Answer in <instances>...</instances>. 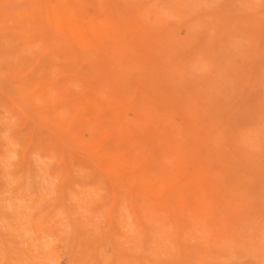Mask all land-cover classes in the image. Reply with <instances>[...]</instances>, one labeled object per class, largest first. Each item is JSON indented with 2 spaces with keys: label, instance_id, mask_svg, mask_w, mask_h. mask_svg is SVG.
Segmentation results:
<instances>
[{
  "label": "rangeland",
  "instance_id": "rangeland-1",
  "mask_svg": "<svg viewBox=\"0 0 264 264\" xmlns=\"http://www.w3.org/2000/svg\"><path fill=\"white\" fill-rule=\"evenodd\" d=\"M10 1L12 3H10ZM51 1L52 0H48L47 2L46 0V3H44L45 0H31L30 2L27 0L0 1V123L4 124L5 122V125L8 124L7 127L5 125H1V127L4 128L0 127V165L2 166L0 167V182L2 183V185L0 183V190H7L9 192L7 195V191L6 194H3L5 192H2V190L0 191V196L1 194L5 196H3L4 198L0 197V201L3 202V206L8 212L7 213L5 211V208H3L1 203L0 243L3 244H0V264H27L28 261L30 264H40L42 262L47 264V259L49 258H51L52 261L48 264H144L145 262L147 264H159L160 261V264H202L204 262L207 264H264V0H76L77 2H75V0H54L52 3ZM55 2H57L56 5H53ZM85 3H87L88 6L87 4L85 5ZM3 8L5 10H2ZM26 9H29V11L31 9V12L33 10L32 14L35 12L34 14L36 15L33 16L31 12ZM65 9L68 11L67 13L65 12ZM82 9H85V14L83 13ZM13 10L15 15L12 14L14 13ZM8 11L11 14L8 13ZM16 14H18V16H16ZM63 15L64 17H62ZM106 16L109 19H105ZM15 17L18 18L15 20ZM32 18L36 23L32 21V23L35 25L33 24L32 26L30 24V27L29 23H31ZM61 18H63V20ZM89 18L90 20H88ZM26 20L29 22H27L28 24L21 23V21L25 22ZM38 20L42 22H38ZM109 20H111L110 23ZM11 21H13V23L16 22V24H10ZM37 22L38 24L40 23V26L37 25ZM4 23H7V25ZM3 24L4 27H2ZM22 24L25 25L26 28ZM93 24L95 26L94 29ZM45 25L47 27H45ZM48 26L49 29H47ZM100 27L102 29L105 28L106 31L108 30L106 33L107 35L110 34L111 39L113 40L110 41L112 42L111 44H107L110 35L107 37L105 32ZM108 28H111L114 31L111 32V29L109 31ZM73 29H77L78 32L87 30L97 34L100 31L99 29H101L100 32L103 33V36L100 34V32V36H97L98 39L93 38L96 37L95 34L94 36L91 35L90 41H93L91 42L90 46L93 47H88V49H86L87 47H85L84 44L83 47L81 46L82 42H80L79 37L72 35L71 32ZM117 29L122 31H117ZM49 30L52 31L51 36L49 34ZM34 34H39L41 39H38L39 36L35 37ZM121 34L124 35L121 36ZM22 35H26L25 37L28 40ZM31 35L33 37L30 38ZM44 36H46V38H43ZM67 36H70V38ZM124 36L127 37L126 39L128 42ZM16 37L18 38V41L14 40ZM100 37L101 39L99 40ZM119 37V42L121 43L119 44L123 48L118 44ZM115 38L117 40L114 41ZM7 39L9 41L13 40L14 42L11 41V44H8L9 42L7 43ZM32 39L34 42H31L33 41ZM3 40H7L5 41L6 43H4ZM101 41L102 43L106 42V48L109 46V50L103 47L104 44H101ZM121 41L124 43L126 41V43H130L131 45L133 44L130 46L131 50L128 48L130 44H125L124 46V43ZM17 42H19L20 45ZM67 42L70 43L69 46ZM115 42H117L118 45ZM29 44L32 48L29 47ZM47 45L48 47L49 45L52 46L48 48ZM115 45H117V48ZM127 45L128 47L125 48ZM45 47H47L50 52L47 50V48L45 49ZM37 49L39 51H41V49L45 50L43 51L44 53L41 51L36 54V52H38ZM117 49L118 54L116 52ZM98 50L100 51V54L96 53ZM128 50L131 52L129 53ZM25 51H27V53H23ZM92 51L98 55H93L94 53ZM119 51H123V54ZM101 53L106 54H104V58L100 57ZM125 53L127 58L125 56L124 59L123 55H125ZM127 53H129V55ZM33 54L37 57H31ZM66 54H69L70 56L67 55L66 57ZM119 54L122 55L119 57ZM62 55L65 56V58H63ZM111 55L115 56V58H113ZM108 56H111V58ZM68 57L69 59H67ZM106 57H108V61L105 60ZM101 58L103 60H101ZM14 59L15 61H12ZM1 60H3V62ZM30 60H32V62ZM50 66H52L51 69ZM53 66L60 72L57 73L58 71L56 69L54 71ZM40 67L42 69L37 70L40 69ZM31 69L34 72L36 70L37 73L31 72ZM2 70H6V73L3 72L2 74ZM42 70H47V74L46 72L43 74ZM51 70L53 73L55 72V77H53L54 75H51ZM31 73L35 75L37 74L38 79H44L45 76L48 75V79H44L47 80V83L46 81L40 79V81H38L36 79L37 75L35 77V75H31ZM19 76L20 78H18ZM28 76H30V78H28ZM73 76L77 77L74 79ZM68 77L69 79H67ZM12 78L16 81H13ZM34 78L37 82H26ZM22 79H25L26 81H23L22 83ZM104 79L106 82L110 79L109 81L112 83L110 84L109 81L106 83ZM79 80H82L84 83L82 81L79 82ZM49 81L52 83V85ZM16 82L21 83L22 85L25 84L23 85V89H21L22 86H18L20 88L19 89ZM77 82L81 85V87L79 84H77ZM115 82H119L121 84L123 83L124 85L122 84V86L124 87L120 86L121 84L113 87ZM124 82H126V84ZM15 83L16 86H14ZM35 83H38V86ZM98 83L100 85H98ZM96 85L98 88L95 87ZM32 87L34 88L32 89ZM67 87H70L71 89ZM77 87L81 88L79 89L80 91ZM62 88L66 89L63 91ZM28 89H32L33 91L31 90L32 92H30ZM112 89L115 92H113L111 95L110 92L113 91ZM23 90H26V95L23 93L22 96H20ZM120 90H122L123 93L120 92ZM126 90L129 91L127 92L128 95L125 94ZM44 91H47L46 94H44ZM29 92H34V94L31 96ZM85 92L87 94H85ZM116 92H118V97L115 95ZM77 93L81 94L78 95ZM54 94L55 96H52ZM20 97L23 99H20ZM110 97H113V101H111L112 98ZM57 98H59L60 101ZM71 98L72 100H70ZM91 98H95L99 103L101 102L99 107L87 108V101ZM11 100L13 101L11 102ZM27 100L28 103L26 102ZM47 100L49 101V104L46 103L48 102ZM107 100L115 105L117 104L118 106L107 103L109 102ZM40 101H42L41 105ZM104 102L106 105H103ZM22 103L23 105H21ZM31 103H33L34 108L30 109L29 106L32 107ZM73 103L74 105H72ZM60 105L62 107H60ZM63 105H66L68 108L65 109L66 106ZM102 105L105 106V109ZM11 108L15 109V114H12L13 110ZM47 110L51 113H48ZM35 111L37 112L35 113ZM41 111H45L43 113L44 116L47 117L42 116L43 114H41ZM131 111L134 114L131 113ZM154 111L158 113L156 117V112L155 115H153ZM70 112L74 116L69 114ZM79 112L82 113L79 114ZM18 113H21L22 115L20 116ZM113 116L121 118L120 121L122 122H120L119 125L124 123L123 126H120L121 128L123 127L122 129L118 128L119 130H116L118 125L106 124L107 121ZM152 116L155 121H150ZM61 117H65L64 121H62L63 119ZM59 118L62 120H59ZM125 118H128L127 120L132 125L128 124V121ZM7 119L9 120L8 122L6 121ZM46 119L48 120V123ZM133 120H137L138 122L133 123ZM156 120L159 121V123L164 122V124H160L161 127H159V123H157ZM65 121L67 124L66 126H63V123H66ZM77 121H81V123L86 124L84 128L87 129V131H84L85 133L89 134L87 139V141H89L87 144H85L87 150L89 147H92L89 146V144H93L95 145L93 147H96L95 151L98 153V156L100 155L99 158L97 156L95 162L93 163L91 160H88V157H85L86 155H79L77 157L72 155L73 153L71 152V149H73V147L70 144H75V141L73 142L72 140H69V137L66 135V129L68 128L67 126H69L68 122H72V124L75 123L73 126H80L81 123ZM14 122L16 125L13 124ZM152 122H156V124L152 126ZM166 122L168 125L164 126ZM149 123H152L149 126L152 127L150 129L148 127ZM50 124L51 126H48ZM140 124L145 128L137 127ZM9 125L11 127H9ZM100 125H105L106 129L101 128ZM146 126L148 127L151 136L148 135V132L146 133ZM60 127H64L63 130L65 131H63ZM45 128L46 130H44ZM59 128L61 130H59ZM155 128H157V130ZM2 129L5 131V135ZM142 129L143 131H141ZM258 129L260 130L258 131ZM47 130L49 131L50 135H46L48 132ZM90 131L92 133H90ZM93 131L95 132L94 135ZM109 131L111 133H109ZM58 134H61V136ZM104 134L106 135L104 136ZM3 135L4 137H7H5L7 140L3 138ZM91 135H93L95 140H93ZM58 137L61 141L58 139ZM1 140H4V143ZM49 140L50 142H48ZM101 141H103V143ZM56 142H60L61 144ZM106 142L108 144H106ZM104 143L106 146H104ZM52 144H54V147H51L53 146ZM13 145H16V147H13ZM9 147L11 148L9 149ZM65 148L68 150L67 154L65 152L66 150H64ZM51 149H54V152ZM143 149L145 155L144 152L141 151ZM37 150H40V152H37ZM138 150H140L141 153ZM52 152L55 153L54 155L58 158L55 156L53 157ZM23 153H25V155H23ZM167 153L171 156L170 159L168 158L170 156H168ZM30 154H32L31 159L29 157ZM38 154H40V156L44 154L45 155L41 156L40 159ZM135 154H137L138 157ZM179 154L184 157L180 156ZM67 155L71 158L68 159ZM159 155H161V158ZM61 156H63L64 159ZM144 156L146 157L144 158ZM22 159L25 162H22ZM57 159L58 161H56ZM121 159L123 161L126 159L125 163H123ZM69 160H71L70 162H72V164L69 162ZM177 160H179L180 163L179 161L177 162ZM120 161L125 165H122ZM130 161L131 165H128ZM110 162L113 164L118 163L119 166H117L118 164H114V166L113 164L110 165ZM43 163H48L47 167L45 164L43 165ZM69 163L71 164V167ZM151 164L153 165L151 166ZM154 165H156V168H154ZM204 165H206L205 167H208V170L211 169L210 171L212 172L208 171L206 168L207 171H205L208 173L204 174L206 173L204 171ZM72 166L76 167L71 169ZM102 166H106V168L104 169ZM107 166L110 167V169H108ZM122 166H125L124 168L130 170V172L133 170V173H130V176L127 175L129 172L127 173V170H123L124 168ZM128 166L131 167L127 168ZM177 166H180L181 168L175 170ZM44 168L45 170L43 172L42 169ZM101 169L106 171L102 172ZM154 169L157 170L158 173ZM180 169L182 171L179 172L178 170ZM6 170L8 176L10 175V178L6 176ZM197 170L200 171L198 172ZM76 171L79 174H76ZM107 171L109 173H107ZM110 172H112L114 176ZM196 173L199 175L201 173L202 177L206 175V177L202 178V182L199 180L201 179V176L198 175L196 177ZM55 174L56 176H54ZM210 174L215 175L211 176L213 177L214 181L216 180L217 182L214 183ZM38 176L40 178H38ZM47 176V180L49 182L45 180ZM207 176L210 177L207 178ZM60 177L62 179V183L60 181ZM194 177L198 179L196 180ZM12 178V181L15 180V183L10 181ZM16 178L18 181H22L18 182ZM54 180L56 181V184H54ZM35 181L36 183H34ZM46 181L48 182L47 184ZM130 181H132V183ZM26 182L28 185H26ZM23 184H25V186H23ZM188 185L191 189L188 187ZM22 186H27L28 188L26 187V190H23V188H21ZM39 186H41V188H44V186L47 188L40 189ZM179 187L181 189H185L182 190L184 195L182 196L186 198V200L187 195H185L186 193H184V191H188L190 189V196L188 195L189 204H187V201H184L183 197H180L179 194L178 196L180 198H178L177 193L175 194L177 197H173V195H169L168 197V192H172V190L175 192L178 191L179 193ZM29 189L34 193V197L32 196L33 193L28 191ZM52 189L55 194L52 193L51 196L49 194H51ZM203 189L206 190L204 191ZM37 190L38 195L41 196L37 195ZM69 190L72 191V193L76 190L73 194L76 192L78 193L72 196ZM94 190L95 192L93 193ZM164 190L166 191L164 192ZM67 191H69L68 195ZM150 191L153 192V194H151ZM63 192L64 195H62ZM149 192L152 196H154H150ZM182 192L180 194H182ZM141 194L144 198L140 196ZM206 194H209L208 197ZM44 196L47 197L48 200L47 198L45 200ZM49 196L51 198H49ZM80 196H83V200ZM62 197H64V199ZM76 197L79 198V201ZM91 197L96 198V201ZM193 197H196L194 203ZM205 197L208 198L209 201H206ZM163 198H165V200H163ZM191 198L193 201L190 202L189 200H191ZM36 200L38 203H36ZM84 200L88 202L90 206ZM29 201H31L30 204ZM41 201L43 203H41ZM23 202L28 205L26 206L25 204H22ZM76 202L82 205L79 204L78 208V204ZM208 202L212 203L210 204L211 208ZM203 203H206L208 208L204 206ZM15 204V207L12 206ZM43 204H46V206ZM58 204H60V207H54L55 205L58 206ZM47 205L50 207V210L53 207V210L56 208L54 210L56 213L52 214L54 211H50ZM124 205L127 207L125 206V208ZM40 206L42 208L41 210H39ZM83 206L85 209H87L89 206L88 209L90 211H86ZM137 206H139V208ZM18 207L20 208V212L18 211ZM25 207L29 208L30 213L33 211L36 213H32L33 216L31 217L33 218V221L31 220L32 222L30 223L31 225L33 223V229L35 230H32L31 226L29 232L27 231L25 234L20 235L19 232H17L19 231L18 225L16 226L14 223L18 224V218L21 216L20 214L27 212ZM30 207H32L34 210ZM153 207L159 208V210ZM192 207H194V209ZM58 209L59 211L62 209V212H59ZM146 209L147 212L150 209V212L147 213L145 211ZM199 209L201 211H199ZM14 210L19 212V215L18 213L14 212ZM126 210L128 214L126 213ZM190 211L193 212L192 216ZM222 211H225L224 213H227L228 211L229 213H227L228 215L226 214L225 217V214L221 215L223 214ZM185 212H187V214ZM42 213L46 214L42 215ZM133 213L134 215H131ZM184 213L187 217L184 216ZM208 213L209 216L207 217ZM58 214L59 217H61L63 214L66 215L65 217L62 216L61 218L56 219L55 217H57ZM12 216L13 220L11 221ZM16 216H18V218L15 219ZM203 216L209 219L205 220ZM199 217H202V220ZM4 218L5 220H3ZM39 218L40 220H38ZM62 218L66 221L64 220V222ZM86 218L89 220V223ZM126 218L127 220L129 219V222L131 221V224H129ZM148 218L151 219L148 221ZM225 218L227 222L225 221ZM58 219L59 221H57ZM145 219H147V221ZM82 220L85 222L84 224ZM92 220L94 223L98 222V220L99 222L94 225L91 222ZM223 221L227 223H224V228L226 227V229L222 228V230L221 227L223 226L220 227V224V229L219 227H216L218 226V222L222 223L223 225ZM5 222L8 224L10 222L11 223L8 225ZM49 222L50 224H55V226L52 227ZM202 222H204V226ZM11 224H14L16 229L13 225L11 226ZM151 224L152 226H150ZM59 225H61V227H59ZM133 225L136 227L135 229L133 228ZM5 226L9 227L10 231ZM128 226H130V228ZM196 226L199 228L196 229ZM207 226L208 229L209 227L211 228L209 229L210 234L208 233ZM214 226L217 228L216 230ZM56 227L63 229L60 231L59 229L57 230ZM94 227L96 229H94ZM204 227L205 229H203ZM51 228L52 230H50ZM201 228L203 230H201ZM86 229L90 230L87 231ZM14 230L19 234L17 237L19 239L23 237V239L19 240L16 237V234V238L14 239ZM31 230L33 232L35 231V234ZM128 230L130 231L128 232ZM171 230H175L173 234L171 233L173 238L171 234V236H169V233L172 232ZM199 230L203 231L204 233ZM213 230H218L220 235L217 236L218 232L215 233ZM11 231L13 233H11ZM135 231L136 233H134L133 237L132 234ZM223 231H225V233ZM127 232L129 235L131 232V236L138 240V244L134 243L137 240H134L127 234ZM151 232L153 233L152 236ZM197 232L201 234V236L204 235V237L202 236L203 238L197 240L199 237H201L197 234ZM30 233L35 235V237ZM223 233L225 236H223ZM53 234H56L55 237ZM28 235H30V237ZM137 235L140 236V238ZM32 236L34 239H32ZM28 237L30 240L27 239ZM129 237L131 239H129ZM159 237H161V240L158 239ZM219 237H221L222 240ZM31 239L33 240L32 243H30ZM42 239H44L43 242ZM167 239L169 243H167ZM131 240L133 242L130 243L129 241ZM201 240H203V242ZM27 241L30 245L27 244ZM48 243L49 248H47L46 245ZM133 243L138 245V250L136 248L137 245L135 246ZM214 243H218V245H215ZM32 244L33 246H36L37 249L35 247L33 250ZM38 244L41 245L38 246ZM151 244L155 250L152 248V246L150 247ZM51 245L53 247H50ZM166 245L169 246L166 247ZM22 246L25 247L22 248ZM44 248L46 251H44ZM50 248L53 250V252L50 250ZM140 248L142 249L140 250ZM40 251L42 255H39ZM169 251L172 254H168L170 253ZM35 252H37V256H43L42 259L39 258L40 262H33L34 260H38L37 256L34 254ZM54 253L55 255H52ZM175 254H177L176 257ZM150 255H153V257H150ZM194 257L196 258L194 259ZM199 257L202 261L199 260ZM170 258L171 260L173 258V260L171 261ZM19 259L20 261H18ZM55 260H57V262ZM162 260H164L165 263ZM21 261L23 262L21 263ZM197 261L199 262L196 263Z\"/></svg>",
  "mask_w": 264,
  "mask_h": 264
},
{
  "label": "bare ground",
  "instance_id": "bare-ground-1",
  "mask_svg": "<svg viewBox=\"0 0 264 264\" xmlns=\"http://www.w3.org/2000/svg\"><path fill=\"white\" fill-rule=\"evenodd\" d=\"M0 1H1V0H0ZM27 1L30 2L31 0H27ZM53 1H54V0H52L51 3H52ZM245 1H246V0H245ZM35 2H36V1H35ZM47 2H48V0H47ZM75 2H77V1L75 0ZM247 2H248V1H247ZM4 3H5V2H4ZM10 3H12V2L10 1ZM42 3H43V2H42ZM44 3H46V0H45ZM56 3H57V2H55L53 5H56ZM83 3H84V1H83ZM243 3H244V2H243ZM13 4H16V3H13ZM39 4H40V3H39ZM61 4H62V3H61ZM86 4H87V3H85V5H86ZM90 4H91V3H90ZM44 5H45V4H44ZM57 5H58V4H57ZM243 5H244V4H243ZM30 6H31V5H30ZM34 6H35V5H34ZM87 6H88V4H87ZM62 7H64V6H62ZM27 8H28V7H27ZM30 8H31V7H30ZM247 8H248V6H247ZM62 9H63V8H62ZM85 9H86V8H85ZM85 9H84V10H85ZM250 9H251V8H250ZM2 10H5V9L3 8ZM7 10H8V9H7ZM21 10H22V9H21ZM21 10H20V11H21ZM26 10L29 11V9H26ZM82 10H83V9H82ZM82 10H81V11H82ZM84 10H83V13H84ZM0 11H1V10H0ZM86 11H88V10H86ZM246 11H247V10H246ZM248 11H249V10H248ZM252 11H253V10H252ZM13 12H14V10H13ZM17 12H18V11H17ZM29 12H31V9H30ZM29 12H28V13H29ZM32 12H33V10H32ZM32 12H31V14H32ZM63 12H64V11H63ZM65 12L67 13L68 11H66V9H65ZM8 13H10V12L8 11ZM34 13H35V12H34ZM34 13L32 14L33 16L36 15V14H34ZM58 13H59V12H58ZM10 14H11V13H10ZM12 14L15 15V12L12 13ZM29 14H30V13H29ZM56 14H57V13H56ZM60 14H62V13H60ZM84 14H85V13H84ZM32 15H31V16H32ZM104 15H105V14H104ZM16 16H18V14H16ZM55 16H56V15H55ZM102 16H103V15H102ZM13 17H14V16H13ZM38 17H39V16H38ZM52 17H53V16H52ZM62 17H64V15H63ZM84 17H85V16H84ZM93 17H94V16H93ZM17 18H18V17H17ZM17 18L15 17V20H16ZM25 18H27V17H25ZM29 18H30V17H29ZM40 18H41V17H40ZM53 18H54V17H53ZM107 18H108V17L106 16L105 19H107ZM110 18H111V16H110ZM2 19H3V18H2ZM54 19H55V18H54ZM61 19L63 20V18H61ZM108 19H109V18H108ZM111 19H112V18H111ZM170 19H171V18H170ZM5 20H6V19H5ZM11 20H12V19H11ZM15 20H14V21H15ZM21 20H22V19H21ZM88 20H90V18H89ZM102 20H103V19H102ZM9 21H10V20H9ZM32 21L34 22L33 18H32V20H31V23H29L27 20H26L25 22H22V21H21V23H26V24L29 23V26L31 27V25L33 26V24L36 23V22L32 23ZM60 21H61V20H60ZM110 21H111V20H109V23H110ZM3 22H5V21H3ZM18 22H19V21H18ZM18 22H17V23H18ZM27 22H28V23H27ZM38 22H42V21H39V20H38ZM38 22H37V25L40 24V23L38 24ZM77 22H78V21H77ZM89 22H90V21H89ZM92 22H93V21H92ZM1 23H2V22H1ZM7 23H8V22H7ZM7 23H6V24L4 23V24L7 25ZM11 23H13V21H11L10 24H11ZM54 23H55V22H54ZM104 23H105V21H104ZM4 24H3L2 27H4ZM13 24H16V22H14ZM18 24H20V23H18ZM30 24H31V25H30ZM41 24H42V23H41ZM45 24H46V23H45ZM80 24H81V23H80ZM99 24H100V23H99ZM111 24H112V23H111ZM8 25H9V24H8ZM22 25H23V24H22ZM34 25H35V24H34ZM104 25H105V24H104ZM109 25H110V24H109ZM109 25H108V26H109ZM121 25H122V24H121ZM121 25H120V26H121ZM23 26H25V25H23ZM27 26H28V25H27ZM39 26H40V25H39ZM91 26H92V25H91ZM110 26H111V25H110ZM30 27H29V28H30ZM45 27H47V26L45 25ZM94 27H95V26H94V24H93V29H94ZM97 27H98V26H97ZM25 28H26V26H25ZM36 28H37V26H36ZM100 28H101V27H100ZM27 29H28V28H27ZM47 29H49V26H48ZM95 29H96V28H95ZM101 29H102V28H101ZM101 29H99V30L101 31ZM108 29H109V28H108ZM110 29H111V28H110ZM110 29H109V31H110ZM113 29H114V28H113ZM125 29H126V27H125ZM193 29H194V28H193ZM102 30H103V31L105 32V34L107 35L106 32H107L108 30L106 31L105 28L102 29ZM43 31H47V30H43ZM49 31H50V30H49ZM93 31L96 32L95 30H93ZM100 31H99V32H100ZM103 31H102V32H103ZM112 31H114V30L111 29V32H112ZM117 31H120V30L117 29ZM121 31H122V30H121ZM121 31H120V32H121ZM51 32H52V31H50V33H49L50 36L52 35ZM53 32H54V30H53ZM97 32H98V31H97ZM99 32H98V34H97V33H92L91 31H87V30H85V31H83V32H78L77 29H73L71 33H72V35H76V37H79L80 42H82V44H81L82 47H83V44H84L85 47H87L86 49H88V47H90V48L93 47V46H90L91 42L93 41V40L90 41L91 35L94 36V34H95L96 37H93V36H92V37L98 39L97 36H100V35H99ZM125 32H127V31H125ZM125 32H124V33H125ZM4 33H5V32H4ZM10 33H11V32H10ZM30 33H31V32H30ZM55 33H56V32H55ZM13 34H14V33H13ZM41 34H42V33H41ZM44 34H45V32H44ZM44 34H43V35H44ZM53 34H54V33H53ZM96 34H97V35H96ZM100 34H102V36H103V33L100 32ZM18 35H19V34H18ZM108 35H110V34H108ZM108 35H107V37H108ZM122 35H124V34H121V36H122ZM0 36H1V35H0ZM20 36H21V35H20ZM22 36L25 37L26 35H22ZM34 36H35V37H38L39 34H38V35H35V34H34ZM48 36H49V35H48ZM57 36H58V35H57ZM62 36H63V35H62ZM65 36H66V35H65ZM89 36H90V37H89ZM112 36H113V35H112ZM125 36H126V35H125ZM125 36H124V37H125ZM31 37H33V36L31 35L30 38H31ZM67 37H68V36H67ZM67 37H66V38H67ZM115 37H116V35H115ZM16 38H17V37H16ZM16 38H15L14 40H17V41H18V38H17V39H16ZM25 38H26V37H25ZM43 38H46V36H44ZM68 38H70V36H69ZM68 38H67V39H68ZM126 38H127V37H125V39H126ZM2 39H3V38H2ZM8 39H9V38H8ZM8 39H7V40H8ZM26 39H27V38H26ZM26 39H25V40H26ZM33 39H34V38H33ZM33 39H32V40H33ZM38 39H41V37L39 36ZM100 39H101V37L99 38V40H100ZM110 39H111V35H110L109 41L107 40V41H108L107 44H109V43L111 44V43H112V42H110V41H113V40H112V39L110 40ZM122 39H123V38H122ZM125 39H124V40H125ZM7 40H5V41H7ZM27 40H28V39H27ZM42 40H43V39H42ZM51 40H52V39H51ZM102 40H103V39H102ZM115 40H117V39L115 38L114 41H115ZM119 40H120V37H119V39H118V44L120 43ZM3 41H4V40H3ZM5 41H4V43H6ZM11 41H13V40H10V41L8 40L7 43L9 42L8 44H11ZM30 41H31V40H30ZM38 41H40V40H38ZM126 41L128 42L127 39H126ZM126 41H125V43H124L123 41H121L122 43H124V46H125V44H128V45L130 44V43H126ZM13 42H14V41H13ZM22 42H23V41H22ZM31 42H34V40L31 41ZM42 42H44V41H42ZM63 42H64V41H63ZM75 42H76V41H75ZM245 42H246V41H245ZM17 43L19 44V42H17ZM23 43H25V42H23ZM38 43H39V42H38ZM46 43H47V42H46ZM105 43H106V42H105ZM105 43H102V41H101V44H104V45H105V46L103 45L104 48L107 47V46H106L107 44H105ZM115 43L117 44V42H115ZM67 44H68V46H69L70 43L67 42ZM118 44H117V45H118ZM120 44H121V43H120ZM120 44H119V45H120ZM15 45H16V44H15ZM19 45H20V44H19ZM26 45H27V44H26ZM71 45H72V43H71ZM78 45H79V44H78ZM117 45H115L116 48H117ZM122 45H123V44H122ZM128 45H127L125 48H127ZM132 45H133V44H132ZM132 45L130 44L128 48H130V46H132ZM23 46H25V45H23ZM50 46H52V45H49V47H50ZM101 46H102V45H101ZM115 46H114V47H115ZM120 46H121V45H120ZM120 46H119V47H120ZM18 47H20V46H18ZM29 47H31L30 44H29ZM47 47H48V45H47ZM47 47H45V49H46ZM49 47H48V48H49ZM58 47H59V46H58ZM61 47H62V46H61ZM63 47H64V46H63ZM85 47H84V48H85ZM103 47H102V48H103ZM111 47H112V46H111ZM121 47H122V46H121ZM26 48H27V47H26ZM31 48H32V47H31ZM37 48H38V46H37ZM48 48H47V50H49ZM64 48H65V47H64ZM66 48H67V47H66ZM68 48H69V47H68ZM94 48H95V47H94ZM122 48H123V47H122ZM19 49H20V48H19ZM22 49H23V48H22ZM28 49H29V48H28ZM35 49H36V48H35ZM45 49H41V51L43 52ZM80 49H81V48H80ZM98 49H99V48H98ZM106 49L109 50V46H108V48H106ZM113 49H114V48H113ZM118 49H119V48H118ZM118 49H117V51H116L117 54H118ZM23 50H25V49H23ZM37 50H38V49H37ZM89 50H90V49H89ZM92 50H94V49H92ZM110 50H111V49H110ZM120 50H121V48H120ZM130 50H131V48H130ZM34 51H35V50H34ZM41 51L38 50V52H36V54H38V53L41 52ZM113 51H114V50H113ZM123 51H124V50H123ZM123 51H119V52H121V53L123 54ZM128 51H129V50H128ZM20 52H21V51H20ZM31 52H32V51H31ZM31 52H30V53H31ZM49 52H50V50H49ZM71 52H72V51H71ZM92 52H93V51H92ZM99 52H100L99 50L96 51V53L100 54ZM109 52H110V51H109ZM130 52H131V51H129V53H130ZM23 53H27V51H25V52H23ZM32 53H33V52H32ZM43 53H44V52H43ZM93 53H94L93 55H98V54H95V52H93ZM110 53H111V52H110ZM129 53H127V54L129 55ZM34 54H35V53H34ZM34 54H33V56H31V55H29V56H31V57L36 56V55H34ZM104 54H105V53H103V54L101 53V56H100V57H103V58H104V57H105ZM122 54H119L118 56L120 57V55H122ZM50 55H51V54H50ZM67 55H69V54H66V57H67ZM91 55H92V54H91ZM91 55H90V58H91ZM93 55H92V57H93ZM105 55H106V54H105ZM115 55H116V54H115ZM18 56H19V55H18ZM21 56H22V55H21ZM40 56H42V55H40ZM44 56H45V55H44ZM53 56H54V55H53ZM56 56H58V55H56ZM59 56H60V55H59ZM69 56H70V55H69ZM111 56H112V55H111ZM111 56H108V57L111 58ZM125 56H126V53H125V55H123V58H124ZM26 57H27V56H26ZM36 57H37V56H36ZM47 57H48V56H47ZM50 57H51V56H50ZM62 57L65 58V56H63V55H62ZM108 57H106L107 59L105 58V60L108 61V60H109ZM112 57L115 58V56H112ZM119 57H118V58H119ZM28 58H29V57H28ZM38 58H39V56H38ZM60 58H61V57H60ZM72 58H73V57H72ZM72 58H71V60H72ZM126 58H127V56H126ZM49 59H50V58H49ZM52 59H53V58H52ZM67 59H69V57H68ZM116 59H117V58H116ZM119 59H121V58H119ZM119 59H118V60H119ZM124 59H125V58H124ZM7 60H8V59H7ZM32 60H33V59H32ZM32 60H30V61L32 62ZM62 60H63V59H62ZM65 60H66V59H65ZM91 60H92V59H91ZM98 60H99V59H98ZM101 60H103V59L101 58ZM110 60H112V59H110ZM118 60H117V61H118ZM1 61L3 62V60H1ZM12 61H15V59L12 60ZM36 61H37V60H36ZM42 61H43V60H42ZM51 61H52V60H51ZM55 61H56V60H55ZM95 61H96V60H95ZM113 61H115V60H113ZM119 61H120V60H119ZM56 62H57V61H56ZM62 62H63V61H62ZM66 62H67V61H66ZM63 63H65V62H63ZM114 63H115V62H114ZM35 64H36V62H35ZM34 66H35V65H34ZM42 66H44V65H42ZM47 67H48V66H47ZM35 68H36V67H35ZM35 68H34V69H35ZM51 68H52V66H50V69H51ZM53 68H54V71H55L56 68H55L54 66H53ZM41 69H42V68L40 67V69H37V70H41ZM44 69H46V68H44ZM48 69H49V67H48ZM56 70H57V69H56ZM42 71H43V74H44V72H46V74H47V70H46V71H45V70H42ZM57 71H58V72H57ZM57 71H56L57 73L60 72L59 70H57ZM3 72L6 73V70H5V71H4V70L1 71L2 74H3ZM31 72H34V71H32V69H31ZM35 72H36V70H35ZM35 72H34V73H35ZM50 72H52L51 75H54V73H55V72L53 73L52 70H51ZM5 73H4V75H5ZM15 73H16V72H15ZM29 73H30V72H29ZM36 73H37V72H36ZM57 73H56V75H57ZM74 73H75V72H74ZM25 74H27V73H25ZM38 74H39V73H38ZM41 74H42V72H41ZM22 75H23V74H22ZM31 75H35V74L31 73ZM36 75H37V74H36ZM36 75H35V77H36ZM74 75H75V74H74ZM23 76H25V75H23ZM39 76H42V75H39ZM47 76H48V75H46L45 78H47ZM58 76H59V75H58ZM13 77H15V76H13ZM51 77H52V76H51ZM51 77H50V78H51ZM53 77H55V75H54ZM61 77H63V76H61ZM61 77H60V78H61ZM73 77H74V76H73ZM75 77H77V76H75ZM75 77H74V79H75ZM18 78H20V76H19ZM28 78H30V76H28ZM32 78H33V77H32ZM45 78H44V79H45ZM57 78H58V77H57ZM25 79H26V78H25ZM25 79H22V83H23V81H26ZM36 79H37L38 81H40V80H44V79H42V78H41V79L39 78V79H40V80H39V79H38V75H37V78H36ZM47 79H48V78H47ZM53 79H54V78H53ZM67 79H69V77H68ZM70 79H71V77H70ZM12 80H13V78H12ZM33 80H34V81H33ZM104 80H105V79H104ZM109 80H110V79H109ZM109 80H108V81H109ZM10 81H11V80H10ZM13 81H16V80H13ZM13 81H12V82H13ZM20 81H21V79H20ZM29 81L32 82V83H33V82H37V81H35V78H34V79H31V80H28V81H26V82H29ZM44 81H46V83H47V80H44ZM54 81H56V80H54ZM81 81H82V80H79V82H81ZM108 81H107V82H108ZM18 82H19V80H18ZM26 82H25V83H26ZM49 82H50V81H49ZM57 82H58V81H57ZM70 82H71V81H70ZM75 82H76V81H75ZM82 82H83V81H82ZM101 82H102V81H101ZM101 82H100V83H101ZM105 82H106V80H105ZM107 82H106V83H107ZM9 83H11V82H9ZM16 83H17V82H16ZM16 83H15L14 86H16ZM32 83H31V84H32ZM43 83H45V82H43ZM83 83H84V82H83ZM83 83H82V84H83ZM109 83L111 84L112 82L109 81ZM113 83H114V82H113ZM116 83H117V84H116ZM124 83L126 84V82H124ZM11 84H12V83H11ZM13 84H14V83H13ZM19 84H21V83H17V87H18V86H19V87L22 86L21 89H23V85H25V84H23V85H22V84L19 85ZM35 84L38 86V83H35ZM40 84H42V83H40ZM40 84H39V85H40ZM50 84L52 85L51 82H50ZM55 84H57V83H55ZM68 84H69V83H68ZM68 84H67V85H68ZM77 84H79V83L77 82ZM110 84H109V86H110ZM118 84H121V83H119V82H115V85H113V87L116 86V85L118 86ZM122 84H123V83H122ZM122 84H121L120 86H122ZM36 85H33V86H36ZM79 85H80V84H79ZM79 85H78V86H79ZM98 85H100V84L98 83ZM123 85H124V84H123ZM44 86H45V84H44ZM120 86H119V87H120ZM19 87H18V88H19ZM63 87H66V86H63ZM80 87H81V85H80ZM87 87H88V86H87ZM87 87H86V89H87ZM95 87L98 88L97 85H96ZM105 87H106V86H105ZM122 87H124V86H122ZM122 87H121V88H122ZM28 88H29V87H28ZM33 88H34V87H32V89H33ZM47 88H48V87H47ZM50 88H51V87H50ZM67 88H70V87H67ZM77 88H78V87H77ZM83 88H84V87H83ZM88 88H89V87H88ZM126 88H127V85H126ZM19 89H20V88H19ZM19 89H18V90H19ZM29 89H30V88H29ZM29 89H28V90H29ZM32 89H31V90H32ZM45 89H46V88H45ZM48 89H49V88H48ZM52 89H53V88H52ZM65 89H66V88H64V89L62 88L63 91H64ZM70 89H71V88H70ZM79 89H81V88H78V90H79ZM93 89H94V88H93ZM93 89H92V90H93ZM95 89H96V88H95ZM28 90H27V92H28ZM31 90H29V91L32 92L33 90H32V91H31ZM34 90H35V89H34ZM38 90H39V88H38ZM41 90H43V89H41ZM53 90H54V89H53ZM97 90H98V89H97ZM105 90H106V89H105ZM108 90H109V89H108ZM112 90H113V89H112ZM127 90H128V89H127ZM127 90H126L125 94L128 95L127 92H129V91H127ZM79 91H80V90H79ZM88 91H89V90H88ZM118 91H119V89H118ZM123 91H124V90H123ZM30 92H29V94H31V96H32V94H34V92H33V93H30ZM39 92H40V91H39ZM44 92H45V91H44ZM46 92H47V91H46ZM46 92H45L44 94H46ZM113 92H115V91L113 90L112 92H110V94L112 95ZM120 92H122V90H120ZM23 93H25V95H26V90H23V92L20 94V96H22ZM42 93H43V91H42ZM54 93H55V92H54ZM82 93H83V92H82ZM117 93H118V92H116V94H115L116 97H118V96H117ZM122 93H123V92H122ZM18 94H19V93H18ZM29 94H28V95H29ZM51 94H52V93H51ZM51 94H50V96H51ZM55 94H56V93H55ZM55 94L52 95V96H55ZM77 94L79 95V94H81V93H77ZM85 94H87V93L85 92ZM104 94H105V92H104ZM119 94H121V93H119ZM119 94H118V95H119ZM42 95H43V94H42ZM100 95H101V94H100ZM105 95H106V94H105ZM123 95H124V94H123ZM87 96H88V95H87ZM113 96H114V95H113ZM16 97H17V96H16ZM38 97H39V94H38ZM42 97H43V96H42ZM56 97H58V96H56ZM60 97H61V96H60ZM60 97H59V98H60ZM72 97H73V96H72ZM75 97H77V96H75ZM78 97H79V96H78ZM104 97H105V96H104ZM121 97H122V96H121ZM17 98H18V97H17ZM21 98H22V97H20V99H21ZM36 98H37V97H36ZM54 98H55V97H54ZM59 98H57V99L59 100ZM62 98H63V97H62ZM73 98H74V97H73ZM79 98H80V97H79ZM105 98H106V97H105ZM110 98H112L111 101H113V97H110ZM22 99H23V98H22ZM43 99H44V98H43ZM52 99H53V98H52ZM114 99H115V98H114ZM116 99H117V98H116ZM13 100H14V99H13ZM13 100H11V102H12ZM35 100H36V99H35ZM53 100H54V99H53ZM55 100H56V98H55ZM60 100H61V98H60ZM60 100H59V101H60ZM62 100H63V99H62ZM64 100H67V99H64ZM70 100H72V98H71ZM14 101H15V100H14ZM44 101H46V100H44ZM47 101H48V100H47ZM107 101H109V100H107ZM107 101H106V102H107ZM26 102L28 103V100H27ZM26 102H23V103H26ZM29 102H31V101H29ZM37 102H38V101H37ZM41 102H42V101H40V105H41ZM17 103H18V102H17ZM23 103H22L21 105H23ZM44 103H45V102H44ZM46 103L49 104V101L46 102ZM51 103H52V100H51ZM51 103H50V104H51ZM55 103H56V102H55ZM59 103H60V102H59ZM87 103H88V104H87V106H88L87 108H90V107L96 108V107H99V104H100L101 102L99 103L95 98H94V99L91 98V99H89V100L87 101ZM107 103H111V102L109 101V102H107ZM13 104H14V103H13ZM19 104H20V102H19ZM31 104H32V105H31L32 107L29 106L30 109H31V108H34V107H33V103H31ZM42 104H43V103H42ZM112 104H113V103H111V105H112ZM29 105H30V104H29ZM36 105H37V104H36ZM54 105H56V104H54ZM57 105H58V103H57ZM66 105H67V104H66ZM66 105H63V106H66ZM72 105H74V103H73ZM83 105H84V104H83ZM103 105H106L105 102H104ZM103 105H102V106H103ZM109 105H110V104H109ZM109 105H108V106H109ZM113 105H114V106H118L117 104H116V105L113 104ZM124 105H125V104H124ZM126 105H127V104H126ZM18 106H20V105H18ZM45 106H47V105H45ZM51 106H52V105H51ZM51 106H49V107H51ZM67 106H68V105H67ZM67 106H66L65 109L68 108ZM84 106H85V105H84ZM84 106H83V107H84ZM122 106H123V105H122ZM20 107H21V106H20ZM23 107H25V106H23ZM23 107H22V108H23ZM54 107H55V106H54ZM60 107H62V106L60 105ZM69 107H70V104H69ZM103 107H104V109H105V106H103ZM103 107H102V108H103ZM119 107H120V106H119ZM124 107H125V106H124ZM124 107H123V108H124ZM26 108H27V107H26ZM29 108H28V109H29ZM55 108H56V107H55ZM63 108H64V107H63ZM108 108H109V107H108ZM11 109L13 110V112H12V114H13V113L15 112V109H13V108H11ZM155 109H156V108H155ZM40 110H41V109H40ZM54 110H55V109H54ZM61 110H62V109H61ZM117 110H118V109H117ZM153 110H154V109H153ZM66 111H67V110H66ZM3 112H4V110H3ZM6 112H8V111H6ZM10 112H11V110H10ZM36 112H37V111H35V113H36ZM38 112H40V111H38ZM41 112H42V111H41ZM43 112H45V111H43ZM43 112L41 113V114H43L42 116H44V113H43ZM47 112H48V110H47ZM49 112H50V111H49ZM49 112H48V113H49ZM128 112H130V111H128ZM155 112H156V111H154V114H153V115H155ZM50 113H51V112H50ZM60 113H61V112H60ZM81 113H82V112H79V114H81ZM88 113H89V112H88ZM91 113H92V112H91ZM126 113H127V112H126ZM131 113H133V112L131 111ZM152 113H153V111H152ZM8 114H10V113H8ZM14 114H15V113H14ZM18 114H19V113H18ZM69 114H72V113L70 112ZM120 114H121V113H120ZM123 114H124V113H123ZM133 114H134V113H133ZM157 114H158V113L156 112L155 117L157 116ZM2 115H3V114H2ZM5 115H6V114H5ZM19 115L21 116L22 114L20 113ZM62 115H63V114H62ZM65 115H66V114H65ZM72 115H73V114H72ZM88 115H89V114H88ZM50 116H51V115H50ZM55 116H58V115H55ZM60 116H61V115H60ZM73 116H74V115H73ZM75 116H76V114H75ZM120 116H122V115H120ZM132 116H133V115H132ZM12 117H13V116H12ZM12 117H11V119H12ZM23 117H25V116H23ZM23 117H22V118H23ZM44 117H47V116H44ZM67 117H69V116H67ZM77 117H79V116H77ZM122 117H123V116H122ZM9 118H10V117H9ZM49 118H51V117H49ZM61 118H62V117H61ZM64 118H65V117L62 118L63 120L59 118V120L64 121ZM1 119H2V118H1ZM35 119H36V118H35ZM53 119H55V118H53ZM56 119H57V118H56ZM125 119L127 120L128 118H125ZM36 120H37V119H36ZM46 120H47V119H46ZM67 120H68V119H67ZM120 120H121L120 117H115V116H113V117H111V118L107 121L106 124H107V125H110V124H111V125H118V126L116 127V130H117L118 128H121L120 126H123V124H124V123H123L122 125H119L120 122H122V121H120ZM122 120H123V119H122ZM153 120L155 121V119H153V116H152V119H151L150 121H153ZM162 120H163V119H162ZM6 121L8 122L9 120L7 119ZM30 121H31V120H30ZM41 121H42V120H41ZM57 121H58V120H57ZM127 121H128V120H127ZM150 121H149V122H150ZM156 121H157V120H156ZM163 121H164V120H163ZM7 122H6V123H7ZM16 122H17V121H16ZM65 122H66V121H65ZM77 122H80V123H81V121H77ZM130 122H131V120H130ZM135 122H138V121H137V120H136V121L133 120V123H135ZM160 122H161V120H160ZM164 122H165V121H164ZM164 122H163V123H159V121H157V123H159V124H158L159 127H161L160 124L162 125V124H164ZM26 123H27V120H26ZM31 123H32V122H31ZM47 123H48V120H47ZM127 123H128V124H131V123H129V121H128ZM152 123H153V124H152ZM152 123H149V124H148V127L150 126V124H152V126L156 124V122H155V123L152 122ZM13 124L16 125L15 122H14ZM13 124H12V125H13ZM32 124H34V123H32ZM44 124H45V123H44ZM66 124H67V122H66L65 124L63 123V126H66ZM128 124H126V125H128ZM1 125H2V126L5 125V122H4V124H1V123H0V127H1ZM7 125H8V124H7ZM7 125H5V126L7 127ZM68 125H69V126H67V127H68L67 129H66V127H65V129H66V135L69 137V140H72L73 142L75 141V144H73V143L70 144V145H72V147H73V149H71V152L73 153L72 155H74L75 157H77V156H79V155H80V156H83V155L85 156V155H86L85 157H88V158H89V159L87 158L88 160H91L92 163L95 162V160H96V158H97V156H98V153L95 151V148H96V147H95V148L93 147V146H95V145H93V144H89V146H92V147H89L88 150H87V148H86V146H85V144H87L88 141H89V140L87 141V139H88V135H89V134H88V133H85V131H84V130L87 131V129L84 128L86 124L81 123V125L79 124L80 126H77V127H76V126H73V125H75V123L72 124V122H68ZM93 125H94V124H93ZM131 125H132V124H131ZM137 125H138V124H137ZM137 125H136V126H137ZM143 125H144V124H143ZM145 125H147V124H145ZM166 125H168L167 122H166V124H165L164 126H166ZM13 126H14V125H13ZM32 126H33V125H32ZM48 126H51V124L48 125ZM61 126H62V125H61ZM124 126H125V125H124ZM129 126H130V125H129ZM134 126H135V125H134ZM9 127H11V126L9 125ZM52 127H53V125H52ZM97 127H99V126H97ZM100 127L106 129V126H105V125H104V126H101V125H100ZM132 127H133V126H132ZM137 127H140V128L143 127V128H145L144 126H141V124H140L139 126H137ZM148 127L146 126V128H147L146 133L148 132V135H150L149 130H148ZM155 127H156V126H155ZM168 127H169V126H168ZM1 128H4V127H1ZM53 128H54V127H53ZM60 128H61V127H60ZM60 128H59V130H61V129L63 130V129H64V127H62L61 129H60ZM83 128H84V129H83ZM108 128H109V126H108ZM122 128H123V127H122ZM122 128H121V129H122ZM124 128H125V127H124ZM127 128H128V127H127ZM150 128H152V127H149V129H150ZM157 128H158V126H157ZM157 128H155V129L157 130ZM164 128H166V127H164ZM9 129H12V128H9ZM55 129H58V128H55ZM121 129H120V130H121ZM166 129H167V128H166ZM169 129H170V128H169ZM2 130H3V129H2ZM41 130H42V129H41ZM44 130H46V128H45ZM91 130H92V128H91ZM98 130H99V129H98ZM111 130H113V129H111ZM111 130H110V131H111ZM118 130H119V129H118ZM124 130H126V129H124ZM124 130H123V132H124ZM128 130H129V128H128ZM138 130H139V129H138ZM144 130H145V129H144ZM158 130H159V129H158ZM162 130H163V129H162ZM172 130H173V128H172ZM259 130H260V129H258V131H259ZM3 131H4V130H3ZM3 131H2V132H3ZM38 131H39V130H38ZM47 131H48V130H47ZM63 131H65V130H63ZM110 131H109V133L112 132V131H111V132H110ZM141 131H143V129H142ZM160 131H161V130H160ZM160 131H159V132H160ZM163 131H164V130H163ZM2 132H1V135H2ZM7 132H10V131H7ZM43 132H44V131H43ZM93 132H94V131H93ZM96 132H97V131H96ZM106 132H107V131H106ZM151 132H152V131H151ZM165 132H166V131H165ZM165 132H164V133H165ZM47 133H48V134H47ZM47 133H46V135H50V134H49V131H48ZM55 133H57V132H55ZM90 133H92V132L90 131ZM98 133H99V132H98ZM101 133H102V131H101ZM160 133H161V132H160ZM166 133H167V132H166ZM42 134H43V133H42ZM94 134H95V132L93 133V135H94ZM107 134H108V133H107ZM151 134H152V133H151ZM162 134H163V132H162ZM4 135H5V131H4ZM4 135H3V138L6 137V136L4 137ZM7 135H9V134H7ZM37 135H38V134H37ZM54 135H55V134H54ZM58 135L61 136V134H58ZM93 135H91V136H92L93 140H95L94 137H93ZM105 135H106V134H104V136H105ZM55 136H56V135H55ZM98 136H99V135H98ZM100 136H101V135H100ZM150 136H151V135H150ZM163 136H164V135H163ZM163 136H162V137H163ZM34 137H35V136H34ZM38 137H39V136H38ZM42 137H43V136H42ZM50 137H52V136H50ZM56 137H57V136H56ZM63 137H64V136H63ZM218 137H219V136H218ZM6 138H7V137H6ZM6 138H5V139H6ZM99 138H100V137H99ZM106 138H108V137H106ZM176 138H177V137H176ZM8 139H9V136H8ZM35 139H36V138H35ZM52 139H53V138H52ZM54 139H55V138H54ZM58 139H59V137H58ZM96 139H97V137H96ZM111 139H112V138H111ZM6 140H7V139H6ZM59 140H60V139H59ZM62 140H63V139H62ZM101 140H102V139H101ZM1 141H2V140H1ZM3 141H4V140H3ZM3 141H2V142H3ZM30 141H31V140H30ZM54 141H55V140H54ZM60 141H61V140H60ZM7 142H9V141H7ZM36 142H37V141H36ZM48 142H50V140H49ZM62 142H63V141H62ZM101 142L103 143V141H101ZM110 142H111V141H110ZM110 142H109V143H110ZM3 143H4V142H3ZM11 143H12V142H11ZM34 143H35V142H34ZM56 143H58V142H56ZM59 143H60V142H59ZM59 143H58V144H59ZM217 143H218V142H217ZM7 144H8V143H7ZM12 144H13V143H12ZM29 144H30V143H29ZM60 144H61V143H60ZM97 144H98V143H97ZM100 144H101V143H100ZM104 144H105V143H104ZM106 144H108V143L106 142ZM106 144H105L104 146H106ZM4 145H5V144H4ZM52 145H53V146H51V147H54V144H52ZM62 145H63V144H62ZM49 146H50V145H49ZM60 146H61V145H60ZM102 146H103V145H102ZM176 146H177V145H176ZM13 147H16V145H15V146L13 145ZM18 147H19V146H18ZM63 147H64V146H63ZM0 148H1V147H0ZM6 148H7V147H6ZM10 148H11V147H9V149H10ZM19 148H20V147H19ZM19 148H18V149H19ZM29 148H30V147H29ZM61 148H62V147H61ZM67 148H69V147H67ZM67 148H65L64 150H66ZM258 148H259V147H258ZM27 149H28V148H27ZM32 149H33V148H32ZM32 149H31V150H32ZM36 149H37V148H36ZM47 149H48V148H47ZM69 149H70V148H69ZM5 150H6V149H5ZM15 150H16V149H15ZM51 150H52V149H51ZM53 150H54V149H53ZM53 150H52V151H53ZM34 151H35V150H34ZM46 151H47V150H46ZM67 151H68V150L65 151L66 154H67ZM138 151L141 153V151L144 152V149L141 150V151H140V150H138ZM138 151H137V152H138ZM149 151H150V150H149ZM14 152H15V151H14ZM17 152H18V151H17ZM25 152H27V151H25ZM37 152H40V150H39V151L37 150ZM47 152H48V151H47ZM53 152H54V151H53ZM53 152H52V153H53ZM71 152H70V153H71ZM99 152H100V151H99ZM101 152H102V151H101ZM184 152H185V151H184ZM135 153H136V152H135ZM147 153H148V152H147ZM13 154H14V153H13ZM15 154H16V153H15ZM54 154H55V153H53V157L55 156ZM124 154H125V153H124ZM149 154H150V153H149ZM152 154H154V153H152ZM152 154H151V155H152ZM167 154H168V153H167ZM180 154H181V153H180ZM180 154H179V155H180ZM2 155H3V154H2ZM4 155H5V154H4ZM23 155H25V153H23ZM31 155H32V154L29 155L30 159H31ZM36 155H37V153H36ZM38 155L40 156V154H38ZM44 155H45V154H44ZM44 155H41V156H44ZM70 155H71V154H70ZM133 155H134V153H133ZM135 155H137V154H135ZM142 155H143V154H142ZM144 155H145V152H144ZM163 155H166V154H163ZM172 155H174V154H172ZM179 155H178V156H179ZM182 155H183V153H182ZM182 155H180V156H182ZM13 156H14V155H13ZM15 156H16V155H15ZM41 156L39 157L40 159H41ZM63 156H64V155H63ZM63 156H61V157L63 158ZM67 156H68V155H67ZM99 156H100V155H99ZM99 156H98V158H99ZM155 156H157V155H155ZM159 156H160V158H161V155H159ZM159 156H158V157H159ZM168 156H170V155L168 154ZM168 156H167V157H168ZM175 156H176V154H175ZM3 157H4V156H3ZM26 157H27V156H26ZM55 157L58 158L57 156H55ZM61 157H60V158H61ZM112 157H113V156H112ZM137 157H138V155H137ZM139 157H140V155H139ZM145 157H146V156H144V158H145ZM147 157H148V155H147ZM153 157H154V156H153ZM163 157H164V156H163ZM163 157H162V158H163ZM165 157H166V156H165ZM182 157H184V156H182ZM182 157H181V159H182ZM1 158H2V157H1ZM15 158H16V157H15ZM15 158H14V159H15ZM22 158H23V157H22ZM42 158H43V157H42ZM48 158H49V157H48ZM69 158H71V157L68 156V159H69ZM72 158H73V157H72ZM148 158H149V157H148ZM154 158H155V157H154ZM156 158H157V157H156ZM168 158L170 159L171 156L168 157ZM46 159H47V158H46ZM63 159H64V158H63ZM104 159H107V158H104ZM146 159H147V158H146ZM150 159H151V158H150ZM164 159H165V158H164ZM177 159H178V158H177ZM181 159H180V160H181ZM25 160H26V159H25ZM53 160H54V159H53ZM125 160H126V159H124V161H123V160L121 159V161H123V163H125ZM141 160H142V159H141ZM147 160H148V159H147ZM182 160H183V159H182ZM13 161H14V160H13ZM32 161H33V159H32ZM39 161H40V160H39ZM56 161H58V159H57ZM56 161H55V162H56ZM70 161H71V160H69V162H70ZM72 161H73V160H72ZM110 161H111V160H110ZM121 161H120V163H122ZM145 161H146V160H145ZM145 161H144V162H145ZM178 161H179V160H177V162H178ZM14 162H15V161H14ZM17 162H18V160H17ZM22 162H25V161H23V159H22ZM44 162H46V161H44ZM52 162H53V161H52ZM64 162H65V161H64ZM104 162H106V161H104ZM112 162H114V161H112ZM112 162H110V165L113 164ZM115 162H117V161H115ZM140 162H142V161H140ZM70 163L72 164V162H70ZM70 163H69V165H70V167H71V164H70ZM123 163H122V165H125V164H123ZM146 163H147V161H146ZM179 163H180V161H179ZM33 164H35V163H33ZM44 164H45L46 167H47V164H48V163H43V165H44ZM49 164H50V163H49ZM102 164H104V163H102ZM114 164H118V163H114ZM114 164H113V166H114ZM153 164H154V163H153ZM153 164H151V166H152ZM35 165H36V164H35ZM53 165H55V164H53ZM65 165H66V163H65ZM65 165H64V166H65ZM104 165H106V164H104ZM110 165H109V166H110ZM120 165H121V164H120ZM128 165H131V161L128 163ZM148 165H150V164H148ZM159 165H160V163H159ZM180 165H181V164H180ZM6 166H7V165H6ZM39 166H40V165H39ZM39 166H38V167H39ZM117 166H119V164H118ZM117 166H116V167H117ZM154 166H155V167H154ZM154 166H153V167L156 168V165H154ZM167 166H168V164H167ZM191 166H192V165H191ZM205 166H206V165H204L203 167H205ZM0 167H2V166L0 165ZM41 167H42V166H41ZM75 167H76V166H75ZM75 167L72 166L71 169H73V168H75ZM103 167H104V166H102V168H103ZM110 167H112V166H110ZM110 167L107 166L108 169H110ZM122 167H123V166H122ZM124 167H125V166H124ZM124 167H123V168H124ZM130 167H131V166H130ZM130 167L128 166L127 168H130ZM169 167H170V166H169ZM171 167H172V166H171ZM35 168H36V167H35ZM42 168H43V167H42ZM50 168H51V167H50ZM95 168H96V166H95ZM97 168H98V167H97ZM100 168H101V167H100ZM105 168H106V166L104 167V169H105ZM123 168H122V169H123ZM178 168H181V167H180V166H179V167L177 166L176 169H175V168H173V169L177 170ZM189 168H190V167H189ZM206 168H207V170H208V167H205V169L203 168L204 171L206 170ZM65 169H66V168H65ZM67 169H68V168H67ZM78 169H79V168H78ZM104 169H103V170L101 169V171H102V172H103V171H106V170H104ZM112 169H113V168H112ZM131 169H133V168H131ZM140 169H141V168H140ZM182 169H183V168H182ZM201 169H202V168H201ZM9 170H10V168H9ZM12 170H13V169H12ZM39 170H40V169H39ZM42 170H43V172H44L45 168L42 169ZM50 170H51V169H50ZM113 170H115V169H113ZM123 170H127V173L129 172V174H127V175H129V176H130V173H133V172H132L133 170H131V172H130V170L125 169V168H124ZM138 170H139V168H138ZM154 170H155V169H154ZM165 170H166V169H165ZM207 170H206V171H207ZM210 170H211V169H210ZM210 170H208V171H210ZM13 171H14V170H13ZM46 171H47V170H46ZM46 171H45V172H46ZM67 171H68V170H67ZM116 171H117V170H116ZM149 171H150V170H149ZM155 171L157 172V170H155ZM178 171L180 172V171H182V170L180 169V170H178ZM194 171H195V170H194ZM197 171L199 172L200 170H197ZM206 171H205V172H206ZM5 172H6V173H5ZM5 172H3V173L7 174V170H6ZM11 172H12V171H11ZM41 172H42V171H41ZM68 172H69V171H68ZM114 172H115V171H114ZM135 172H136V169H135ZM135 172H134V173H135ZM137 172H138V171H137ZM186 172H187V171H186ZM189 172H190V171H189ZM202 172H203V171H202ZM202 172H201V173H202ZM210 172H212V171H210ZM3 173H2V174H3ZM69 173H70V172H69ZM80 173H81V172H80ZM107 173H109V172L107 171ZM110 173L112 174V172H110ZM148 173H149V172H148ZM157 173H158V172H157ZM201 173H200V175L196 173V174H197L196 177H197L198 175L201 176ZM203 173H204V172H203ZM207 173H208V172H206V173H204V174H207ZM5 174H4V175H5ZM17 174H18V173H17ZM39 174H40V172H39ZM42 174H43V173H42ZM46 174H48V173H46ZM57 174H58V173H57ZM76 174H79V173H77V171H76ZM115 174H116V173H115ZM119 174H120V173H119ZM182 174H183V173H182ZM4 175H3V176H4ZM50 175H51V172H50ZM50 175H48V176L51 177ZM81 175H82V174H81ZM112 175H113V174H112ZM148 175H149V174H148ZM211 175H213V174H210V176H211ZM0 176H1V174H0ZM3 176H2V177H3ZM6 176H8V174H7ZM6 176H4V177H6ZM9 176H10V175H9ZM9 176H8V177H9ZM18 176H19V174H18ZM26 176H28V175H26ZM48 176H47L46 179H45V178H44V179L47 180V179H48ZM54 176H56V174H55ZM113 176H114V175H113ZM129 176H128V177H129ZM159 176H160V175H159ZM210 176H207V178H209ZM213 176H215V175H213ZM28 177H29V176H28ZM156 177H157V176H156ZM203 177H206V175H204ZM203 177L201 176V179H199L201 182H202V178H203ZM211 177H212V176H211ZM9 178H10V177H9ZM17 178H18V177H17ZM17 178H16V179H17ZM22 178H23V177H22ZM38 178H40V177L38 176ZM38 178H37V179H38ZM52 178L54 179L53 176H52ZM52 178H51V180H52ZM129 178H130V177H129ZM134 178H136V177H134ZM174 178H175V177H174ZM181 178H182V177H181ZM191 178H193V177H191ZM207 178H206V180H207ZM214 178H215V177H214ZM18 179H19V178H18ZM18 179H17V181H18ZM29 179H30V178H29ZM29 179H28V181H29ZM34 179H35V178H34ZM34 179H33V180H34ZM49 179H50V178H49ZM66 179H67V178H66ZM124 179H125V178H124ZM178 179H179V178H178ZM186 179H187V178H186ZM194 179L197 180L198 178H195V177H194ZM194 179H193V180H194ZM204 179H205V178H204ZM212 179H213V177H212ZM12 180H13V178H12L10 181H12ZM58 180H59V179H58ZM122 180H123V179H122ZM183 180H185V179H183ZM199 180H198V182H199ZM206 180H203V181H206ZM14 181H15V180H14ZM14 181H12V182L15 183ZM17 181H16V182H17ZM20 181H22V180H19L18 182H20ZM28 181H27V182H28ZM47 181H48V180H47ZM47 181H46V184L49 182V181H48V182H47ZM60 181H61V183H62V179H61V177H60ZM135 181H137V180H135ZM213 181H214V179H213ZM12 182H11V183H12ZM18 182H17V184H18ZM27 182H26V183H27ZM41 182H42V180H41ZM41 182H40V184H41ZM53 182H54V184H56V183H55V182H56L55 180H54ZM57 182H58V181H57ZM111 182H112V181H111ZM130 182L132 183V181H130ZM209 182H210V180H209ZM215 182H217V181L215 180L214 183H215ZM0 183H1V182H0ZM4 183H5V181H4ZM26 183H25V184H26ZM34 183H36V181H35ZM38 183H39V182H38ZM59 183H60V182H59ZM121 183H122V182H121ZM134 183H135V182H134ZM134 183H133V184H134ZM136 183H137V182H136ZM182 183H183V182H182ZM5 184H6V183H5ZM17 184H16V186H17ZM19 184H21V183H19ZM25 184H23V186H25ZM116 184H117V183H116ZM183 184H184V183H183ZM203 184H204V183H203ZM1 185H2V183H1ZM13 185H14V184H13ZM26 185H28V183H27ZM38 185H39V184H38ZM121 185H122V184H121ZM121 185H119V186H121ZM123 185H125V184H123ZM139 185H140V184H139ZM156 185H157V184H156ZM10 186H11V184H10ZM23 186H22L21 188H23V190H26V187H27V186H26V187H23ZM78 186H79V185H78ZM127 186H128V184H127ZM159 186H160V185H159ZM185 186H186V185H185ZM202 186H203V185H202ZM212 186H213V185H212ZM214 186H216V185H214ZM2 187H3V186H2ZM2 187H1V188H2ZM18 187H19V186H18ZM39 187H40V189L43 188V187L41 188V186H39ZM52 187H53V186H52ZM54 187H55V186H54ZM81 187H82V185H81ZM84 187H85V186H84ZM94 187H95V186H94ZM94 187H93V188H94ZM143 187H144V186H143ZM151 187H154V186H151ZM182 187H183V185H182ZM188 187L190 188L189 185H188ZM203 187H204V186H203ZM203 187H202V188H203ZM11 188H12V187H11ZM27 188H28V187H27ZM29 188H30V186H29ZM44 188H45V186H44ZM44 188H43V189H44ZM46 188H47V187H46ZM46 188H45V189H46ZM82 188H83V187H82ZM89 188H90V187H89ZM131 188H132V187H131ZM149 188H150V187H149ZM162 188H163V185H162ZM179 188H180V187H179ZM189 188H188V189H189ZM204 188H205V187H204ZM6 189H7V188H6ZM12 189H13V188H12ZM17 189H18V188H17ZM80 189H81V188H80ZM84 189H85V188H84ZM84 189H83V190H84ZM86 189H87V188H86ZM97 189H98V188H97ZM124 189H126V188H124ZM134 189H136V188H134ZM153 189H154V188H153ZM177 189H178V188H177ZM183 189H184V188H183ZM183 189L180 188L179 193H178V191L175 192L174 190L171 189L172 192H168V193H169V194H168V197H169V195H170V196L173 195V197H177L178 194H179L180 197H183V196H184V195H183V192H182ZM186 189H187V187H186ZM190 189H191V188H190ZM190 189H189V190H190ZM192 189H194V188H192ZM1 190H2V189H1ZM1 190H0V191H1ZM13 190H14V189H13ZM18 190H19V189H18ZM33 190H34V189H33ZM78 190H79V189H78ZM83 190H82V191H83ZM155 190H156V189H155ZM175 190H176V189H175ZM184 190H185V189H184ZM189 190H188V191L186 190L188 193H187L186 191H184V193H186L185 195H187V200H186V198L183 197V200H184V201H187V204H189V202H188V195L190 196V193H191V192L189 193ZM203 190H204V189H203ZM205 190H206V189H205ZM205 190H204V191H205ZM3 191L5 192V193H3V194H6V191H7V190H2V192H3ZM28 191H30V189H29ZM43 191H44V190H43ZM55 191H56V190H55ZM63 191H64V190H63ZM69 191H70V190H69ZM69 191H67V195H68V192H69ZM75 191H76V190H75ZM75 191H74V192H75ZM79 191H81V190H79ZM96 191H97V190H96ZM148 191H149V190H148ZM151 191H152V190H151ZM151 191H150V192H151ZM165 191H166V190H164V192H165ZM201 191H202V190H201ZM215 191H216V190H215ZM7 192H8V191H7ZM30 192H32V191H30ZM70 192H71L72 196H73V195H76V193H78V192H76L75 194H73L74 192H73V193H72V191H70ZM94 192H95V190L93 191V193H94ZM100 192H101V191H100ZM150 192H149V195L152 196L151 194H153V192H151V194H150ZM181 192H182V194H180ZM192 192H193V191H192ZM197 192H198V191H197ZM0 193H1V192H0ZM11 193H12V192H11ZM14 193H15V192H14ZM14 193H13V194H14ZM18 193H19V192H18ZM32 193H33V192H32ZM49 193H50V192H49ZM52 193H54L53 189H52L51 194H49V195L52 196ZM135 193H136V192H135ZM158 193H159V190H158ZM158 193H157V194H158ZM176 193H177V196L175 195ZM202 193H203V192H202ZM204 193H205V192H204ZM206 193H207V192H206ZM208 193H209V192H208ZM8 194H9V192L7 193V195H8ZM13 194H12V195H13ZM15 194H16V193H15ZM27 194H28V193H27ZM54 194H55V193H54ZM54 194H53V195H54ZM81 194H82V193H81ZM89 194H90V192H89ZM138 194H139V193H138ZM146 194H147V193H146ZM195 194H196V193H195ZM195 194H194V195H195ZM209 194H210V193H209ZM209 194H206L207 197H208ZM10 195H11V194H10ZM30 195H31V193H30ZM37 195H38V190H37ZM62 195H64V192H63ZM83 195L85 196L84 193H83ZM100 195H101V193H100ZM182 195H183V196H182ZM3 196H4V195L1 194L0 197L4 198L5 196H4V197H3ZM21 196H22V195H21ZM32 196L34 197V193L32 194ZM35 196H36V195H35ZM38 196H41V195H38ZM54 196H55V195H54ZM92 196H93V194H92ZM97 196L99 197L98 194H97ZM140 196H142V194H141ZM153 196H154V195H153ZM153 196H152V197H153ZM179 196H178V198H180ZM192 196H193V195H192ZM204 196H205V195H204ZM13 197H14V196H13ZM36 197H37V196H36ZM36 197H35V198H36ZM44 197H45V196H44ZM67 197H68V196H67ZM77 197H78V196H77ZM77 197H76V198H77ZM80 197H81V196H80ZM130 197H131V195H130ZM14 198H15V197H14ZM19 198H20V197H19ZM40 198H41V197H40ZM46 198H47V197H45V200H46ZM49 198H51V197L49 196ZM62 198L64 199V197H62ZM62 198H61V200H62ZM68 198H69V197H68ZM73 198H74V197H73ZM76 198H75V200H76ZM81 198H82V200H83V196H82ZM91 198H93V197H91ZM114 198H115V196H114ZM131 198H132V197H131ZM142 198H144V197L142 196ZM165 198H166V197H165ZM165 198H163V200H165ZM193 198H194V197H193ZM195 198H196V197H195ZM195 198H194V201L192 200V198H191V200H189V201H190V202L193 201V203H194V202H195ZM8 200H9V198H8ZM8 200H7V201H8ZM21 200H22V198H21ZM33 200H34V198H33ZM38 200H39V197H38ZM47 200H48V198H47ZM54 200H55V198H54ZM56 200H57V198H56ZM61 200H60V201H61ZM77 200L79 201V198H77ZM77 200H76V201H77ZM93 200L96 201V198H93ZM205 200H206V201H209L208 198H206V197H205ZM205 200H204V201H205ZM2 201H3V200H2ZM9 201H10V200H9ZM36 201H37V200H36ZM42 201H43V200H42ZM42 201H41V203H43ZM49 201H50V200H49ZM84 201H85V200H84ZM153 201H154V200H153ZM196 201H197V200H196ZM12 202H13V201H12ZM21 202H22V201H21ZM30 202H31V201H29V204H30ZM51 202H52V201H51ZM71 202H72V201H71ZM73 202H74V201H73ZM85 202H86V201H85ZM143 202H144V201H143ZM143 202H142V203H143ZM167 202H169V201H167ZM167 202H166V203H167ZM202 202H203V201H202ZM1 203H2V206H3V202L0 201V204H1ZM4 203H5V201H4ZM10 203H11V202H10ZM14 203H15V202H14ZM26 203H27V200H26ZM34 203H35V202H34ZM36 203H38V201H37ZM45 203H46V202H45ZM52 203H54V202H52ZM74 203H75V202H74ZM76 203H77V202H76ZM86 203L89 205L88 202H86ZM172 203H173V202H172ZM182 203H183V202H182ZM185 203H186V202H185ZM185 203H184V204H185ZM208 203H209V206H210V208H211V205H210V204H212V203H211V202H208ZM11 204H13V203H11ZM22 204H25V202H23ZM31 204H33V203H31ZM48 204H49V203H48ZM50 204H51V203H50ZM54 204H55V203H54ZM60 204H61V203H60ZM60 204H58V206H57V205H55V206L53 205V206L58 208V207H60ZM77 204H78V208H79V204H80V203H77ZM77 204H76V205H77ZM92 204H94V203H92ZM126 204H127V203H126ZM147 204H148V203H147ZM147 204H145V205H147ZM170 204H171V202H170ZM197 204H198V203H197ZM203 204H204V206H206V207L208 208V206L206 205V203H203ZM4 205H5V204H4ZM6 205H7V204H6ZM25 205H26V204H25ZM27 205H28V204H27ZM27 205H26V206H27ZM34 205H35V204H34ZM34 205H33V206H34ZM43 205L46 206V204H43ZM80 205H82V204H80ZM129 205H130V204H129ZM129 205H128V206H129ZM145 205H143V206H145ZM198 205H199V204H198ZM0 206H1V205H0ZM12 206L15 207L16 204H15V205H12ZM37 206H39V205H37ZM37 206H36V207H37ZM51 206H52V204H51ZM89 206H90V205H89ZM89 206H88V208H89ZM125 206H126V205H124V207H125ZM139 206H140V203H139ZM139 206H137V207L139 208ZM150 206H151V205H150ZM150 206H149V207H150ZM204 206H203V207H204ZM20 207H21V206H20ZM28 207H29V206H28ZM47 207H48L49 210H50V207H49L48 205H47ZM54 207H53V208H54ZM121 207H123V206H121ZM126 207H127V206H126ZM126 207H125V208H126ZM149 207H148V208H149ZM176 207H177V203H176ZM176 207H175V208H176ZM186 207H190V206H186ZM3 208H5V207L3 206ZM3 208H1V209H3ZM10 208H11V207H10ZM10 208H9V209H10ZM18 208H19V207H18ZM21 208H22V207H21ZM25 208H26V207H25ZM30 208H32V207H30ZM53 208H52L51 210H53ZM78 208H76V209H78ZM83 208H84V206H83ZM88 208H87V209L84 208V209H85L86 211L88 210V212H89L90 210H89ZM148 208H147V209H148ZM153 208H155V207H153ZM175 208H174V209H175ZM179 208H180V207H179ZM183 208H185V207H183ZM192 208L194 209V207H192ZM200 208H201V206H200ZM204 208H205V207H204ZM204 208H203V210H204ZM9 209H8V210H9ZM32 209H33V208H32ZM41 209H42V208H41V206H40V209H39V210H41ZM55 209H56V208H55ZM55 209H54V210H55ZM84 209H83V210H84ZM130 209H131V208H130ZM147 209L145 210L146 212H147ZM155 209H158V210H159V208H155ZM181 209H182V208H181ZM185 209H186V208H185ZM193 209H188V210H193ZM195 209H196V208H195ZM11 210H13V209H11ZM21 210H22V209H21ZM33 210H34V209H33ZM47 210H48V209H47ZM47 210H46V211H47ZM51 210H50V211H51ZM54 210H53V211H54ZM61 210H62V209H61ZM61 210H60V211H61ZM85 210H84V211H85ZM138 210H139V209H138ZM205 210H206V209H205ZM214 210H215V208H214ZM5 211L7 212V209H6V208H5ZM9 211H10V210H9ZM18 211L20 212V208H19ZM26 211H27V212L20 214L21 216H20L19 218H18V216L15 217V219L18 218V224H16V223H14V224H15L16 226L18 225V230H19V231H17V232H19L20 235H21V234H25L27 231L29 232V229L31 228V226H32V230H35V229H33V228H34V227H33V223H32V225H31L30 223L33 221V220H32L33 218L31 217V216H33L32 213H34V214H36V213H35V211H33V212L30 213L29 208H26ZM28 211H29V212H28ZM58 211H59V209H58ZM60 211H59V212H60ZM86 211H85V212H86ZM163 211H164V210H163ZM199 211H201V210L199 209ZM209 211H210V210H209ZM1 212H2V211H1ZM14 212L18 213V215H19V212H17L16 210H14ZM22 212H23V211H22ZM44 212H45V211H44ZM61 212H62V211H61ZM76 212H77V211H76ZM78 212H79V211H78ZM80 212H82V211H80ZM121 212H122V210H121ZM143 212H144V211H143ZM148 212H150V209L148 210ZM148 212H147V213H148ZM151 212H152V211H151ZM156 212H157V211H156ZM165 212H166V211H165ZM190 212H191V211H190ZM204 212H205V211H204ZM204 212H203V213H204ZM214 212H215V211H214ZM222 212H223V211H222ZM224 212H225V211H224ZM224 212H223V214H221V215H224V214H225V217H226V214L229 213V212H228V211H227V213H224ZM7 213H8V212H7ZM10 213H11V212H10ZM46 213H47V212H46ZM46 213H44V214L42 213V215H45ZM51 213H52V212H51ZM55 213H56V212L54 211V213H52V214H55ZM65 213H66V212H65ZM101 213H102V212H101ZM126 213H127V210H126ZM185 213L187 214V212H185ZM185 213H184V216H186ZM192 213H193V212H191V216H192ZM200 213H202V212H200ZM200 213H198V214H200ZM209 213H210V212H209ZM209 213L207 214V217L209 216ZM216 213H217V212H216ZM2 214H3V213H2ZM12 214H13V213H12ZM12 214H11V215H12ZM30 214H31V215H30ZM47 214H48V213H47ZM60 214H61V213H60ZM78 214H79V213H78ZM87 214H88V213H87ZM127 214H128V213H127ZM205 214H206V213H205ZM217 214H218V213H217ZM5 215H6V213H5ZM14 215H15V213H14ZM65 215H66V214H65ZM65 215L63 214L62 216L65 217ZM81 215H82V214H81ZM108 215H109V214H108ZM119 215H120V213H119ZM131 215H134V213L131 214ZM131 215H130V216H131ZM136 215H137V214H136ZM143 215H144V214H143ZM146 215H147V214H146ZM176 215H177V213H176ZM179 215H180V214H179ZM227 215H228V214H227ZM8 216H10V215H8ZM8 216H7V217H8ZM49 216H50V215H49ZM62 216H61V217H62ZM82 216H83V215H82ZM84 216H85V215H84ZM91 216H92V215H91ZM93 216H94V214H93ZM121 216H122V215H121ZM126 216H127V215H126ZM141 216H142V215H141ZM148 216H150V215H148ZM198 216H201V215H198ZM205 216H206V215H205ZM205 216H203V218H205V220L209 219V218H207V217H205ZM215 216H216V215H215ZM10 217H11V216H10ZM44 217H46V216H44ZM54 217H55V216H54ZM61 217H59V214H58V216L55 217V218L57 219V218H61ZM67 217H68V215H67ZM86 217H87V216H86ZM119 217H120V216H119ZM122 217H124V216H122ZM131 217H132V216H131ZM144 217H145V216H144ZM186 217H187V216H186ZM193 217H194V216H193ZM220 217H221V216H220ZM220 217H219V218H220ZM40 218H41V217H40ZM40 218H39L38 220H40ZM42 218H43V217H42ZM55 218H53V219L56 220ZM79 218H80V217H79ZM79 218H78V219H79ZM82 218H83V217H82ZM84 218H85V217H84ZM108 218H109V217H108ZM128 218H129V217H128ZM180 218H181V217H180ZM199 218L202 220V217H199ZM1 219H2V218H1ZM43 219H44V218H43ZM66 219H67V218H66ZM89 219H90V217H89ZM143 219H144V218H143ZM150 219H151V218H150ZM150 219L148 218V221H149ZM221 219H222V218H221ZM223 219H224V218H223ZM3 220H5V218H4ZM6 220H7V219H6ZM8 220H9V219H8ZM12 220H13V216H12L11 221H12ZM31 220H32V221H31ZM36 220H37V219H36ZM41 220H42V219H41ZM62 220H63V218H62ZM64 220H65V219H64ZM64 220H63V221H64ZM86 220H87L88 223H89V220H88L87 218H86ZM100 220H103V219H100ZM110 220H111V219H110ZM126 220H127V218H126ZM128 220H129V219H128ZM128 220H127V221H128ZM137 220H138V218H137ZM145 220L147 221V219H145ZM183 220H184V219H183ZM191 220H192V219H191ZM218 220H219V219H218ZM57 221H59V219H58ZM60 221H61V219H60ZM65 221H66V220H65ZM65 221H64V222H65ZM111 221H112V220H111ZM122 221H123V219H122ZM143 221H144V220H143ZM195 221H196V220H195ZM203 221H204V220H203ZM216 221H217V220H216ZM216 221H215V222H216ZM220 221H221V220H220ZM225 221H226V218H225ZM225 221H223V225H222V223H219V222H218V224H217L218 226H216V225H215V226H216V227H219V224H220V227L223 226V227H221V229H222V228H224V223L227 222V221H226V222H225ZM6 222H8V221H6ZM6 222H5V223H6ZM61 222H62V221H61ZM82 222H83V224L85 223L83 220H82ZM91 222L95 225L96 223L99 222V220H98V222H96V223H94L93 220H92ZM91 222H90V223H91ZM128 222H129V221H128ZM128 222H127V224H128ZM132 222H133V220H132ZM144 222H145V221H144ZM179 222H180V221H179ZM184 222H185V221H184ZM188 222H189V220H188ZM191 222H193V221H191ZM200 222H201V221H200ZM10 223H11V222H10ZM10 223H9V224H10ZM92 223H91V225H92ZM119 223H120V222H119ZM146 223H147V222H146ZM149 223H150V222H149ZM174 223H175V222H174ZM174 223H173V224H174ZM185 223H187V222H185ZM197 223H198V222H197ZM203 223H204V222H202V224H203ZM6 224H8V223H6ZM6 224H5V225H6ZM9 224H8V225H9ZM14 224H11V226H12V225L14 226ZM41 224H43V223H41ZM49 224H50V222H49ZM61 224H62V223H61ZM83 224H81V225H83ZM124 224H125V223H124ZM127 224H126V225H127ZM129 224H131V221L129 222ZM147 224H148V223H147ZM180 224H181V222H180ZM194 224H195V223H194ZM212 224H215V223H212ZM226 224H227V223H226ZM0 225H1V224H0ZM2 225H4V224H2ZM37 225H38V223H37ZM50 225H51L52 227L55 226V224H52V223H51ZM56 225H57V224H56ZM85 225H88V224H85ZM97 225H98V224H97ZM97 225H96V226H97ZM118 225H119V224H118ZM134 225H135V224H134ZM134 225H133V228L135 229L136 227H134ZM171 225H172V224H171ZM171 225H170V226H171ZM188 225H189V224H188ZM199 225H200V224H199ZM11 226H10V228H11ZM34 226H35V224H34ZM124 226H125V225H124ZM150 226H152V224H151ZM192 226H194V225H192ZM197 226H198V225H197ZM197 226H196V229L199 228V227H197ZM203 226H204V224H203ZM211 226H212V225H211ZM215 226H214V227H215ZM0 227H1V226H0ZM3 227H4V226H3ZM5 227H6V226H5ZM46 227H47V226H46ZM59 227H61V225H59ZM122 227H123V225H122ZM125 227H126V226H125ZM128 227L130 228V226H128ZM131 227H132V226H131ZM188 227H189V226H188ZM190 227H191V226H190ZM194 227H195V226H194ZM214 227H213V228H214ZM216 227H215V230L217 229ZM220 227H219V229H220ZM6 228L9 229V227H6ZM14 228H15V226H14ZM38 228H39V225H38ZM56 228H57V227H56ZM89 228H90V227H89ZM97 228H98V226H97ZM126 228H127V227H126ZM172 228H173V226H172ZM172 228H171V229H172ZM180 228H181V227H180ZM15 229H16V228H15ZM36 229H37V228H36ZM58 229L61 231V229H63V228H61V229H60V228H57V230H58ZM92 229H93V228H92ZM94 229H96V228L94 227ZM173 229H174V228H173ZM176 229H177V226H176ZM191 229H192V228H191ZM191 229H190V230H191ZM203 229H205V227H204ZM203 229L201 228V230H203ZM207 229H208V226H207ZM209 229H211V228L209 227ZM209 229H208V233L210 232ZM224 229H226V227H225ZM3 230H4V229H3ZM5 230H6V229H5ZM32 230H31V231H32ZM38 230H39V229H38ZM48 230H49V227H48ZM50 230H52V228H51ZM55 230H56V229H55ZM84 230H85V227H84ZM86 230H87V229H86ZM89 230H90V229H89ZM89 230H87V231H89ZM201 230H199V231H201ZM222 230H223V229H222ZM9 231H10V229H9ZM14 231H15V230H14ZM121 231H122V229H121ZM124 231H125V229H124ZM129 231H130V230H128V232H129ZM137 231H138V230H137ZM171 231H172V230H171ZM174 231H175V230H174ZM174 231L170 232V233H169V236H171V235L174 233ZM184 231H186V230H184ZM195 231H196V230H195ZM213 231H214V230H213ZM6 232H8V231H6ZM17 232L15 231V233H13V232L11 231V233H13V235H14V239L17 237V235L19 236V234H18ZM32 232H33V231H32ZM34 232H35V231H34ZM34 232H33V233H34ZM54 232H55V231H54ZM128 232H127V234H128ZM131 232H132V230H131ZM131 232H130V235L128 234L129 236H131ZM177 232H178V231H177ZM179 232H180V231H179ZM186 232H187V231H186ZM188 232H189V231H188ZM201 232L204 233L203 231H201ZM201 232H200V233H201ZM205 232H206V231H205ZM214 232L216 233V232H218V230H217V231H214ZM223 232L225 233V231H223ZM11 233H10V235H11ZM50 233H51V232H50ZM50 233H49V234H50ZM52 233H53V232H52ZM55 233H56V232H55ZM57 233H58V232H57ZM61 233H62V232H61ZM70 233H71V232H70ZM134 233H136V231L133 232L132 236L134 235ZM151 233H152V232H151ZM171 233H172V234H171ZM184 233H185V232H184ZM191 233H192V232H191ZM220 233H221V232H220ZM224 233H223V234H224ZM226 233H227V232H226ZM8 234H9V233H8ZM15 234H16V237H15ZM30 234H32V233H30ZM34 234H35V233H34ZM88 234H89V232H88ZM125 234H126V233H125ZM170 234H171V235H170ZM197 234H198L199 236H201V234H199L198 232H197ZM209 234H210V233H209ZM32 235H33V234H32ZM51 235H52V234H51ZM51 235H50V236H51ZM55 235H56V234H55ZM55 235L53 234L54 237H55ZM57 235H58V234H57ZM128 235H127V236H128ZM138 235H139V234H138ZM138 235H137V236H138ZM152 235H153V233L151 234V236H152ZM194 235H195V234H194ZM218 235H220L219 232H218L217 236H218ZM28 236L30 237V235H28ZM33 236L35 237V235H33ZM33 236H32V239H34ZM39 236H40V235H39ZM132 236H131V237H132ZM149 236H150V235H149ZM151 236H150V237H151ZM162 236L165 237L164 235H162ZM185 236H186V235H185ZM202 236L204 237V235H202ZM202 236L199 237V239H197V240H200L201 238H203ZM207 236H208V235H207ZM223 236H225V234H224ZM11 237H12V236H11ZM20 237H21V236H20ZM29 237H28L27 239H29ZM41 237H43V236H41ZM133 237H134V236H133ZM133 237H132V238H133ZM138 237L140 238V236H138ZM197 237H198V236H197ZM221 237H222V236H221ZM221 237H219V238H221ZM12 238H13V237H12ZM17 238H18V237H17ZM38 238H39V237H38ZM153 238H154V237H153ZM160 238H161V237H159L158 239L161 240ZM172 238H173V235H172ZM178 238H179V237H178ZM18 239H19V238H18ZM18 239H17V240H18ZM21 239H23V237H22ZM21 239H19V240H21ZM32 239H31V242H30V243L33 242ZM52 239H55V238H52ZM129 239H131V238L129 237ZM133 239H134V238H133ZM133 239H132V240H133ZM135 239H136V238H135ZM135 239H134V240H135ZM151 239H152V238H151ZM29 240H30V239H29ZM35 240H36V238H35ZM132 240L129 241V242H130V243L133 242ZM136 240H137V239H136ZM155 240H156V237H155ZM164 240H165V239H164ZM170 240H171V239H170ZM221 240H222V238H221ZM22 241H25V240H22ZM43 241H44V239H42V242H43ZM167 241H168V239H167ZM178 241H179V240H178ZM178 241H177V242H178ZM201 241L203 242V240H201ZM218 241L220 242L219 239H218ZM218 241H217V242H218ZM35 242H37V241H35ZM38 242H39V241H38ZM174 242H175V241H174ZM202 242H200V243H202ZM219 242H218V243H219ZM17 243H18V241H17ZM19 243H20V241H19ZM23 243H25V242H23ZM52 243H53V241H52ZM134 243H137V244H138V240H137L136 242H134ZM134 243H133V244H134ZM152 243H153V241H152ZM167 243H169V241H168ZM167 243H166V244H167ZM178 243H179V242H178ZM218 243H214V244H215V245H216V244L218 245ZM221 243H222V242H221ZM0 244H3V243H0ZM27 244H29L28 241H27ZM36 244H37V243H36ZM137 244H134V245L136 246ZM148 244H149V243H148ZM170 244H171V243H170ZM20 245H21V244H20ZM29 245H30V244H29ZM34 245H35V243H34ZM40 245H41V244H38V246H40ZM46 245H47V248H49V243L46 244ZM154 245H155V243H154ZM159 245H160V244H159ZM226 245H228V244H226ZM258 245H259V244H258ZM32 246H33V244H32ZM42 246H43V245H42ZM53 246H54V244H53ZM53 246L51 245L50 247H53ZM79 246H80V245H79ZM151 246H152V248L154 249V247H153L152 244L150 245V247H151ZM168 246H169V245H168ZM168 246L166 245V247H168ZM172 246H173V245H172ZM220 246H222V245H220ZM2 247H3V245H2ZM23 247H25V246H22V248H23ZM27 247H28V246H27ZM35 247H36V246H33V247H32L33 250H34ZM45 247H46V246H45ZM207 247H208V246H207ZM226 247H227V246H226ZM29 248H30V247H29ZM29 248H28V249H29ZM136 248H137V250H138V245H137ZM210 248H211V246H210ZM224 248H225V247H224ZM3 249H4V248H3ZM25 249H27V248H25ZM25 249H23V250H25ZM36 249H37V247H36ZM141 249H142V248H140V250H141ZM173 249H174V248H173ZM205 249H207V248H205ZM208 249H209V248H208ZM41 250H42V249H41ZM50 250H51V248H50ZM154 250H155V249H154ZM154 250H153V253H154ZM169 250H170V249H169ZM44 251H46L45 248H44ZM51 251L53 252V250H51ZM150 251H151V250H150ZM150 251H149V252H150ZM32 252H33V251H32ZM133 252H134V251H133ZM144 252H145V251H144ZM169 252H170V251H169ZM4 253H5V251H4ZM22 253H25V252H22ZM22 253H21V254H22ZM36 253H37V252L34 253L35 256L38 255V254H36ZM42 253H43V252H42ZM135 253H136V252H135ZM137 253H138V252H137ZM147 253H148V252H147ZM153 253H151V254H153ZM161 253H162V252H161ZM163 253H164V252H163ZM175 253H176V252H175ZM195 253H196V252H195ZM46 254H47V253H46ZM144 254H145V253H144ZM156 254H157V253H156ZM168 254H172V253L170 252V253H168ZM39 255H42V254H41V251H40V254H39ZM49 255H51V254H49ZM52 255H55V253L52 254ZM154 255H155V253H154ZM176 255H177V254H175V257H176ZM21 256H22V255H21ZM151 256L153 257V255H150V257H151ZM169 256H170V255H169ZM172 256H174V255H172ZM195 256H196V255H195ZM15 257H16V256H15ZM19 257H20V256H19ZM29 257H30V256H29ZM29 257H28V258H29ZM44 257H45V256H44ZM55 257H56V256H55ZM30 258H31V257H30ZM37 258H38V260H34V261H33L34 263H36L37 261L40 262V259H39V258L42 259L43 256H40V257L37 256ZM46 258H47V257H46ZM195 258H196V257H194V259H195ZM208 258H210V257H208ZM22 259H23V258H22ZM161 259H162V257H161ZM168 259H169V258H168ZM180 259H181V258H180ZM16 260H17V259H16ZM16 260H15V261H16ZM25 260H27V259H25ZM29 260H30V259H29ZM48 260H49V261H48ZM170 260H171V258H170ZM172 260H173V258H172ZM172 260H171V261H172ZM199 260H200V257H199ZM18 261H20V259H19ZM18 261H16V262H18ZM30 261H31V260H30ZM42 261H43V260H42ZM42 261H41V262H42ZM44 261H45V260H44ZM51 261H52L51 258L47 259V264H48L49 262H51ZM55 261L57 262V260H55ZM145 261H146V260H145ZM156 261H157V260H156ZM162 261H164V260H162ZM191 261H192V260H191ZM200 261H202V260H200ZM0 262H1V261H0ZM12 262H13V261H12ZM22 262H23V261H21V263H22ZM147 262H149V261H147ZM157 262H158V261H157ZM193 262H194V260H193ZM198 262H199V261H197L196 263H198ZM18 263H19V262H18ZM28 263H29V261H28ZM28 263H27V264H28ZM53 263H54V262H53ZM135 263H136V262H135ZM149 263H150V262H149ZM155 263H156V262H155ZM160 263H161V261H160ZM160 263H159V264H160ZM164 263H165V261H164ZM168 263H169V262H168ZM200 263H201V262H200ZM204 263H205V262H204ZM204 263H202V264H204ZM15 264H17V263H15ZM29 264H30V263H29ZM32 264H33V263H32ZM40 264H44V263L42 262V263H40ZM50 264H51V263H50ZM54 264H56V263H54ZM57 264H58V263H57ZM144 264H147V263L145 262ZM151 264H152V263H151ZM189 264H190V263H189ZM192 264H193V263H192ZM198 264H199V263H198ZM205 264H207V263H205ZM209 264H210V263H209Z\"/></svg>",
  "mask_w": 264,
  "mask_h": 264
}]
</instances>
